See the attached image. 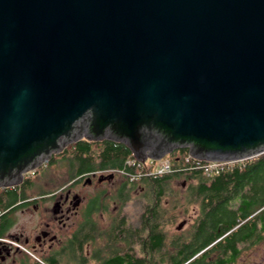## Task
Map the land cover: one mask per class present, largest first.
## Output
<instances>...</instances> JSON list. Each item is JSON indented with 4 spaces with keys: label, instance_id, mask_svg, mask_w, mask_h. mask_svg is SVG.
<instances>
[{
    "label": "water",
    "instance_id": "water-1",
    "mask_svg": "<svg viewBox=\"0 0 264 264\" xmlns=\"http://www.w3.org/2000/svg\"><path fill=\"white\" fill-rule=\"evenodd\" d=\"M83 138L264 153V0H0V187Z\"/></svg>",
    "mask_w": 264,
    "mask_h": 264
},
{
    "label": "trees",
    "instance_id": "trees-1",
    "mask_svg": "<svg viewBox=\"0 0 264 264\" xmlns=\"http://www.w3.org/2000/svg\"><path fill=\"white\" fill-rule=\"evenodd\" d=\"M60 155H71L67 166L76 172L74 176L105 168L132 171L126 164L132 153L121 142L81 139ZM186 155L187 148L176 149L166 156L173 163L171 172L131 181L145 185L152 192V201L139 214L138 226L125 227L124 217L120 218L116 232L114 229L108 236L113 238V244L124 246L106 252L101 259L96 257L98 264H236L243 245H256L264 239V153L209 177L193 167L202 164L201 161L194 158L186 161ZM173 180H181L182 187L186 183L181 192L170 185ZM167 190L170 197L173 193V196L183 194L181 203L172 200L182 213L191 204L197 208L190 227L171 237L162 228V214L159 216L160 201ZM122 191L119 188L117 194ZM95 199L90 201L91 214L97 211ZM130 236L135 239L136 252Z\"/></svg>",
    "mask_w": 264,
    "mask_h": 264
},
{
    "label": "flooded vegetation",
    "instance_id": "flooded-vegetation-1",
    "mask_svg": "<svg viewBox=\"0 0 264 264\" xmlns=\"http://www.w3.org/2000/svg\"><path fill=\"white\" fill-rule=\"evenodd\" d=\"M62 152L25 173L20 183L0 187V264H98L95 258L101 259L98 249L90 248L94 197L85 199L75 185H100L119 177L106 174L105 168L77 176L72 171L71 178L59 181L53 167ZM137 185L125 179L119 188ZM18 213L24 215L23 223L14 219Z\"/></svg>",
    "mask_w": 264,
    "mask_h": 264
},
{
    "label": "rangeland",
    "instance_id": "rangeland-1",
    "mask_svg": "<svg viewBox=\"0 0 264 264\" xmlns=\"http://www.w3.org/2000/svg\"><path fill=\"white\" fill-rule=\"evenodd\" d=\"M68 146H66V148ZM70 152L71 149H68L67 154H70ZM70 156L71 155H63L56 159L53 170H55L59 181L71 178L73 175L71 168H68L67 166V159H69ZM110 169L105 170V173H115V175L119 178H115L110 182H104L100 185H97L98 183H96V181L91 186H84L81 182H79L78 185H75L76 191H80L85 199L94 197L96 198L95 200L98 201L94 204L97 211L91 214L90 228L92 232L91 236H93L91 237V240L93 242L90 248L92 251L98 249L99 255H105V253L109 250L124 246L113 244L111 241L113 238H109L108 234L110 235L111 231L113 232L114 229V232H116V226L119 225L121 217H124L125 227L138 226L139 214L143 210V207L152 201L153 197L152 192L150 194L149 191L146 190L145 185L142 184L135 186L131 190H128L129 188L125 190V188H123L122 193L117 194L121 181L125 179L123 178L120 170L119 172H113ZM179 183H181V180H173L170 182V185L174 188H179L181 192L186 183L182 182L183 187L180 186ZM180 192L176 196H173V193L170 197V190H167L165 196L160 201V213H158L160 217V214H162V228L168 237H171L175 232H181L184 229L189 228L193 223L195 216H197V208L193 204L189 206L187 205L188 209L185 214L182 213L180 207L173 206V198L178 200L177 204L183 201V194ZM14 216L17 223H23L25 221V217L22 213H18ZM181 223L183 224L178 229V225ZM130 241L133 242V250L136 252L138 247L132 236H130ZM97 258L99 257L97 256ZM236 264H264V239L256 245H243L242 252Z\"/></svg>",
    "mask_w": 264,
    "mask_h": 264
},
{
    "label": "built area",
    "instance_id": "built-area-1",
    "mask_svg": "<svg viewBox=\"0 0 264 264\" xmlns=\"http://www.w3.org/2000/svg\"><path fill=\"white\" fill-rule=\"evenodd\" d=\"M189 158L190 155H187L185 160L189 161ZM126 164L134 167L133 171L127 172L128 176L133 180L139 179L142 176L169 173L173 169L171 162L168 159L158 161L149 160L147 164L137 162L135 159H128ZM233 164L234 162H206L193 167L200 170L203 176H211L231 168Z\"/></svg>",
    "mask_w": 264,
    "mask_h": 264
},
{
    "label": "bare ground",
    "instance_id": "bare-ground-1",
    "mask_svg": "<svg viewBox=\"0 0 264 264\" xmlns=\"http://www.w3.org/2000/svg\"><path fill=\"white\" fill-rule=\"evenodd\" d=\"M119 172V171H118Z\"/></svg>",
    "mask_w": 264,
    "mask_h": 264
}]
</instances>
